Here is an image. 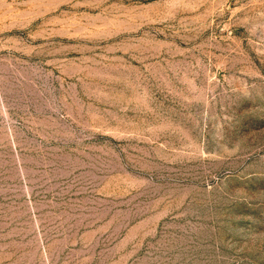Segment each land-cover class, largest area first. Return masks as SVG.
Masks as SVG:
<instances>
[{"label": "rangeland", "instance_id": "374dc122", "mask_svg": "<svg viewBox=\"0 0 264 264\" xmlns=\"http://www.w3.org/2000/svg\"><path fill=\"white\" fill-rule=\"evenodd\" d=\"M0 264H264V0H0Z\"/></svg>", "mask_w": 264, "mask_h": 264}]
</instances>
